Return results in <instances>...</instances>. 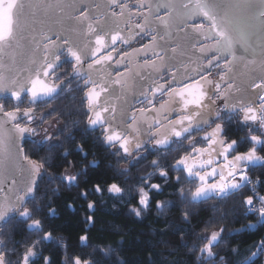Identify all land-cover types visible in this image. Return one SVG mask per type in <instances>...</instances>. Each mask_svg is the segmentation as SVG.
<instances>
[{
  "label": "snow or ice",
  "instance_id": "snow-or-ice-1",
  "mask_svg": "<svg viewBox=\"0 0 264 264\" xmlns=\"http://www.w3.org/2000/svg\"><path fill=\"white\" fill-rule=\"evenodd\" d=\"M256 67L264 0H0V264H128L111 247L77 254L47 227L61 189L83 213L81 252L111 201L130 219L180 212L173 231L196 264H233V233L216 225L242 212L237 234L264 231V75L240 80ZM65 100L75 112L52 107ZM209 201L214 215L192 231L191 209ZM262 258L264 237L239 264Z\"/></svg>",
  "mask_w": 264,
  "mask_h": 264
},
{
  "label": "trees",
  "instance_id": "trees-1",
  "mask_svg": "<svg viewBox=\"0 0 264 264\" xmlns=\"http://www.w3.org/2000/svg\"><path fill=\"white\" fill-rule=\"evenodd\" d=\"M78 103V101L76 102ZM52 107L59 108L62 111L71 108L76 111L74 104H69L68 100L63 103H55ZM73 119H79L78 115H73ZM31 146L25 147V151L36 158L35 153L31 150ZM96 158L101 159L105 153L97 151ZM48 155V153H41ZM69 159H73L69 157ZM91 159V157H90ZM151 159V158H150ZM150 160L144 164L138 165L132 170V175L142 173ZM107 161H105V165ZM118 167V166H117ZM149 171L151 169H148ZM51 171V170H50ZM110 174L106 173V169L102 168L92 174L93 182L108 179ZM47 185H42V189L48 188ZM55 188L56 185L50 186ZM76 191L69 192L61 189L57 196L53 197L56 206L60 212V218L52 222L47 227L58 228L59 235L65 237L70 243L71 250L77 254L87 256L95 248L107 249L109 247L117 249L114 258L126 260L128 264H145L149 259H154L157 264H196L195 255L189 252L183 245L186 243L190 247L192 240L188 234L182 239L180 234H175L174 229L181 224V213L178 211H170L164 216H158L155 211L148 213L143 219L129 218L127 215L128 207L125 205H117L113 207L111 201L106 204H101L96 216L97 224L89 233L91 248L81 252L79 248V236L83 234V225L79 223L83 213L72 212L66 207L68 203H74ZM172 198L171 192H166L160 199L168 200ZM214 201H209L205 205H197L191 209L193 213V223L191 230L199 232L202 226L209 221V218L214 214L210 211ZM232 202H227L222 205V210L231 209ZM250 221L243 219L242 212L230 213L228 219L216 225V227H224L228 232L233 233L235 230L246 226ZM264 237V231L258 234L240 232L233 233V238L225 242L222 247L224 253H228L232 248L240 250L239 256L233 257V264H239V261L244 258L252 245ZM16 240H23L22 235H17ZM162 241L167 242L165 246ZM23 251V248H21ZM171 253V255H170ZM111 264V262H110ZM261 264H264L262 258Z\"/></svg>",
  "mask_w": 264,
  "mask_h": 264
},
{
  "label": "water",
  "instance_id": "water-1",
  "mask_svg": "<svg viewBox=\"0 0 264 264\" xmlns=\"http://www.w3.org/2000/svg\"><path fill=\"white\" fill-rule=\"evenodd\" d=\"M165 11H166L165 9H161L160 14L163 15ZM262 75H264V73H262L258 67H256L255 70L249 68L247 71H244L243 75L240 76V80L245 85H247L248 83L251 82L252 79H259Z\"/></svg>",
  "mask_w": 264,
  "mask_h": 264
},
{
  "label": "rangeland",
  "instance_id": "rangeland-1",
  "mask_svg": "<svg viewBox=\"0 0 264 264\" xmlns=\"http://www.w3.org/2000/svg\"><path fill=\"white\" fill-rule=\"evenodd\" d=\"M45 111L47 110V109H44ZM118 167H120V168H124V167H128V165H126V164H120V165H118ZM144 170V169H143ZM215 203V202H214Z\"/></svg>",
  "mask_w": 264,
  "mask_h": 264
},
{
  "label": "built area",
  "instance_id": "built-area-1",
  "mask_svg": "<svg viewBox=\"0 0 264 264\" xmlns=\"http://www.w3.org/2000/svg\"><path fill=\"white\" fill-rule=\"evenodd\" d=\"M245 226H243V227H241V228H239V229H243ZM238 230V229H237ZM234 234L236 233V230L233 232Z\"/></svg>",
  "mask_w": 264,
  "mask_h": 264
},
{
  "label": "flooded vegetation",
  "instance_id": "flooded-vegetation-1",
  "mask_svg": "<svg viewBox=\"0 0 264 264\" xmlns=\"http://www.w3.org/2000/svg\"><path fill=\"white\" fill-rule=\"evenodd\" d=\"M31 146V145H30ZM32 147V146H31Z\"/></svg>",
  "mask_w": 264,
  "mask_h": 264
}]
</instances>
